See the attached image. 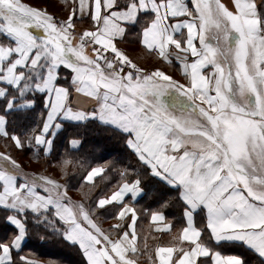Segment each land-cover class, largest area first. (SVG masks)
I'll use <instances>...</instances> for the list:
<instances>
[{
    "label": "snow or ice",
    "instance_id": "6c2138e0",
    "mask_svg": "<svg viewBox=\"0 0 264 264\" xmlns=\"http://www.w3.org/2000/svg\"><path fill=\"white\" fill-rule=\"evenodd\" d=\"M64 3L0 0V138L59 170L0 151V264H264V0ZM110 141L134 163L97 159Z\"/></svg>",
    "mask_w": 264,
    "mask_h": 264
},
{
    "label": "trees",
    "instance_id": "16d2710c",
    "mask_svg": "<svg viewBox=\"0 0 264 264\" xmlns=\"http://www.w3.org/2000/svg\"><path fill=\"white\" fill-rule=\"evenodd\" d=\"M49 2V0H47ZM44 7V6H40ZM52 12V11H51ZM41 109L38 107L37 111H40ZM20 127H23L22 124L18 123L17 130H19ZM5 140L0 138V150L1 151H10L20 162H23V165L25 167L29 168H35L39 170H45V168H49V164L47 163L48 159H52V157L49 158H42L41 160H36L33 154V151L31 149H26L24 151L16 150L15 148L9 146V147H2L1 143H3ZM10 144V142H7ZM95 141L93 140L92 143H88L85 145L84 149L81 150L80 153H76L75 155H87L92 152L93 150V144ZM58 151H59V144H58ZM103 158L104 160L109 161H119L123 162L125 164L134 161H130V158L127 156L126 152L123 151L122 145L117 144L115 141L108 142V151L107 153H104L101 151L100 153H97V159ZM71 168V166H70ZM54 172L58 175L59 170L53 168ZM146 202V201H145ZM166 215L168 217L174 218L177 216V214H181V210L179 205H171L168 209L165 210ZM178 214V215H179ZM15 229L12 226H9L8 232L14 231ZM3 233H0V236H2ZM63 245L52 242V243H37L35 240L30 242L26 248L25 252H32L37 254L39 257L45 259V260H51V259H59L63 256Z\"/></svg>",
    "mask_w": 264,
    "mask_h": 264
},
{
    "label": "crops",
    "instance_id": "0c3cea01",
    "mask_svg": "<svg viewBox=\"0 0 264 264\" xmlns=\"http://www.w3.org/2000/svg\"><path fill=\"white\" fill-rule=\"evenodd\" d=\"M43 8H46L49 12H51L46 6H44ZM53 13V12H51ZM61 14H65L62 13ZM85 25H81V27H84ZM123 47H126L128 48V50L134 55L136 56L138 59H139V62L144 65V66H147V67H152V65L154 63H156V60L154 57H146V56H142V53H141V49H140V46L139 45H134V44H123L122 45ZM169 71L172 72L173 75H175L177 78H182L181 77V73L176 69V68H169ZM1 146L2 147H9L10 144H8L6 141H4L3 143H1ZM1 151V150H0ZM20 162V161H19ZM20 164L23 165V162H20ZM24 166V165H23ZM25 170L28 171V172H41V173H47V174H50V175H57L54 170H53V167H49V168H45V170H39V169H35V168H27L25 167ZM102 186H103V183H102ZM73 193L74 195H76L77 198H79V193H75V190L73 189ZM141 204H145L146 202L145 201H140ZM179 214V213H178ZM176 217L174 218H171V217H168V219L173 223L174 227H173V233L172 234H175L179 228L182 226L183 224V218H182V214H179ZM198 221L201 219V217H197ZM100 221L103 225L104 228H108V226L112 223H114V221L110 218H107V217H104V216H101L100 217ZM155 225H152L151 224V221H150V218L148 217H145V216H141L140 220L138 221V230L141 232V235H144V234H149V235H154L157 237V241L156 242H159L160 240H163V241H168L171 239V236L170 235H167V234H161V233H157L155 232ZM150 245L153 243V241H149ZM26 253H30L31 254V257L34 258V259H38V260H41V261H47L41 257H39L37 254L35 253H32V252H26ZM146 257H142L141 258V261H140V264H145V261H146Z\"/></svg>",
    "mask_w": 264,
    "mask_h": 264
},
{
    "label": "rangeland",
    "instance_id": "374dc122",
    "mask_svg": "<svg viewBox=\"0 0 264 264\" xmlns=\"http://www.w3.org/2000/svg\"><path fill=\"white\" fill-rule=\"evenodd\" d=\"M25 2L36 5V6H46L53 14H61L63 9L66 7L64 0H25Z\"/></svg>",
    "mask_w": 264,
    "mask_h": 264
}]
</instances>
